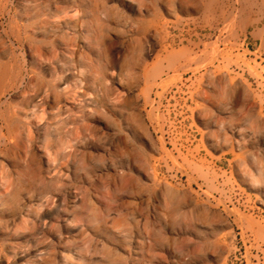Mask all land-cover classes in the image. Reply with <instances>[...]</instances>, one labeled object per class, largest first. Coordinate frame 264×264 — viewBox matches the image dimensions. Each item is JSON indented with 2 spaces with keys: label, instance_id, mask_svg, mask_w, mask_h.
I'll use <instances>...</instances> for the list:
<instances>
[{
  "label": "rangeland",
  "instance_id": "374dc122",
  "mask_svg": "<svg viewBox=\"0 0 264 264\" xmlns=\"http://www.w3.org/2000/svg\"><path fill=\"white\" fill-rule=\"evenodd\" d=\"M6 256L264 264V0H0Z\"/></svg>",
  "mask_w": 264,
  "mask_h": 264
},
{
  "label": "bare ground",
  "instance_id": "6f19581e",
  "mask_svg": "<svg viewBox=\"0 0 264 264\" xmlns=\"http://www.w3.org/2000/svg\"><path fill=\"white\" fill-rule=\"evenodd\" d=\"M67 90H69V89H66V91ZM77 96V95H76ZM29 97H30V95H29ZM60 98V97H59ZM60 100V99H59ZM57 102H59L58 100H57ZM20 130V129H19ZM21 131V130H20ZM21 133V132H20ZM95 140V139H94ZM102 145V144H101ZM99 148H100V146H99ZM101 148H102V146H101ZM101 156V155H100ZM104 156V155H103ZM103 156H101V158H103ZM100 158V159H101ZM104 160V159H103ZM6 259H7V261H8V264H15V260H13L11 257H9V256H6Z\"/></svg>",
  "mask_w": 264,
  "mask_h": 264
}]
</instances>
